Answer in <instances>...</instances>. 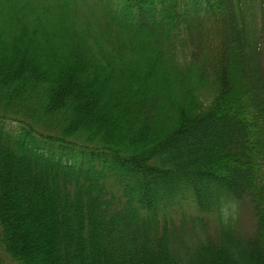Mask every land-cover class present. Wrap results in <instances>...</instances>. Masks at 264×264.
I'll return each instance as SVG.
<instances>
[{
    "label": "trees",
    "instance_id": "obj_1",
    "mask_svg": "<svg viewBox=\"0 0 264 264\" xmlns=\"http://www.w3.org/2000/svg\"><path fill=\"white\" fill-rule=\"evenodd\" d=\"M5 259L264 264V0H0Z\"/></svg>",
    "mask_w": 264,
    "mask_h": 264
},
{
    "label": "rangeland",
    "instance_id": "obj_2",
    "mask_svg": "<svg viewBox=\"0 0 264 264\" xmlns=\"http://www.w3.org/2000/svg\"><path fill=\"white\" fill-rule=\"evenodd\" d=\"M37 248H38V250H43L45 248V246L44 245H39ZM3 264H13V263L10 260L5 259Z\"/></svg>",
    "mask_w": 264,
    "mask_h": 264
}]
</instances>
